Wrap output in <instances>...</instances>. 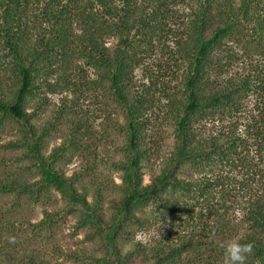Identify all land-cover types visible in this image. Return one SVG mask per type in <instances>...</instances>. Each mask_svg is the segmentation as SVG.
<instances>
[{"label":"trees","instance_id":"obj_1","mask_svg":"<svg viewBox=\"0 0 264 264\" xmlns=\"http://www.w3.org/2000/svg\"><path fill=\"white\" fill-rule=\"evenodd\" d=\"M238 65L244 73L229 77ZM140 68L163 85V119L174 128L157 168L146 164L160 161L147 134L156 98L146 108L134 88ZM77 70L85 82L73 80ZM167 71L177 85L165 82ZM41 82L76 101L94 89L113 99L127 123L108 118L124 138L116 154L67 176L64 167L91 151L90 113L79 116L76 103L58 109L73 135L48 155L54 123L38 127L27 111ZM7 125H18L21 138L10 143L20 151L17 171L0 172V264H224L221 245L232 239L253 245L246 264H264V0H0V132ZM113 172L122 183L106 208ZM11 195L16 206H50L27 237L10 221L16 206L5 210ZM70 217L91 249L56 244ZM42 242L54 245L43 250Z\"/></svg>","mask_w":264,"mask_h":264},{"label":"rangeland","instance_id":"obj_2","mask_svg":"<svg viewBox=\"0 0 264 264\" xmlns=\"http://www.w3.org/2000/svg\"><path fill=\"white\" fill-rule=\"evenodd\" d=\"M149 64V63H148ZM80 67H83L85 75L89 76L90 79H94L93 71L90 68H86L84 64H79ZM156 74H159V70L155 67L153 69ZM243 67L237 66L233 69V71L229 72V77L236 78L237 75L243 74ZM83 72V73H84ZM168 72H166L167 77L164 79L165 82H167L169 85H177L179 83L178 80L172 78L173 75L170 74L168 77ZM76 76L73 78L75 82H79V79H82V82H85L86 78L77 72H75ZM225 77V76H224ZM97 78V77H96ZM95 78V79H96ZM163 79V80H164ZM156 82V80H155ZM158 83V82H156ZM88 84L89 81H88ZM143 84H145L146 87H143ZM38 91L35 96L31 99L32 101L29 103V106L27 108L28 113L32 114V117L34 118V122L38 127L45 126L48 124V121L54 123L55 129L51 131V134L53 136L50 137V139L46 142V149L47 154L49 155L52 153L54 149L59 147L62 143H64V136L68 139L70 136L72 137L73 133L70 132V130L62 129L60 126V118L57 120L56 112L58 109L60 110L63 108L64 104L71 105L73 103H76V106H79L81 108H78L77 112L81 113L82 116L85 113H90V124L92 126V136L88 138V146H90L91 151L86 152L84 150V153L81 155H76L72 162L68 164L66 167H64V171L67 176L73 175L75 171L81 168L82 165H84L87 161L91 160L94 161L97 159L96 162L100 163L102 161L107 160L108 158L116 154L117 148L121 147V144L124 142L123 136L119 134V131L114 129L115 127L109 126V116H112V119L115 121H118L120 123V126H126V120L124 118L123 113L121 111H118V108L116 107V104L114 103L113 99L108 98L105 95V92L97 89L91 90L90 92H85V100L80 99V101H76L74 96L71 93H56L53 94L49 92L43 82L38 83ZM151 86L152 90L150 93H146L145 91L147 88ZM134 88L139 92V94H144L142 97L144 99V106L146 108L150 107V104L146 101V99H152V95L155 96V101L153 108L149 111H147L146 116L152 118V124L149 129H147V134L149 139H152L151 142H159L161 149L159 151L160 153V161H156V156L151 158V162L147 165L154 163V168L160 167L162 164L163 159L168 156L170 150H171V144L173 142V126H171L168 122L165 123L163 119V112L164 107L168 103V100L164 98V95H161V90L164 88L163 85L158 84L157 87L152 84V82L149 80L148 76L143 72V69H138L134 74ZM140 88V89H139ZM158 88V90H155ZM142 99V101H143ZM250 100H253V97H251ZM94 102V103H93ZM96 103V105H94ZM41 104H47L48 108H46V111L43 112L40 110ZM252 106V104H250ZM82 111V112H80ZM93 113H96V115H92ZM120 114L121 116H119ZM98 116V117H95ZM158 124V131L156 133V129L154 128L155 125ZM60 129L61 131L58 133H55V130ZM244 128H242L243 130ZM21 138V132L20 127L18 125H7L5 129H3L0 132V172L1 174L8 170V172H11L13 175L17 169H18V163H16V158L19 156L20 151H17L15 149H12V146L10 145L11 142H14ZM70 141H67V145H70ZM254 156V155H253ZM162 159V160H161ZM157 164V165H156ZM28 174V173H27ZM29 175V174H28ZM31 176V175H29ZM201 174L197 171H195V177H200ZM150 174L147 173L144 176V183L149 184L150 183ZM110 188L112 189L113 193H104L103 199L105 203V207L109 208L111 206V202L114 200L117 192H119V185H121L122 180L119 172H113L110 176V179L108 181ZM59 196V195H58ZM15 196L11 195L6 197L5 202L8 203V207L5 208V210H11L13 211L12 206H16L14 203ZM89 200H92V196L89 198ZM24 202L27 205H21L16 206V209L18 212L13 213L10 217V221H13L16 223V226L18 229L21 230L23 235L25 237L31 235L32 226L35 224H38L41 220L44 218V208L50 207L48 205H32V203L28 202L24 199ZM51 209V208H50ZM24 212H23V211ZM151 211L148 212L150 214ZM139 216H142V213L138 214ZM237 225H239L242 215H237ZM26 218L27 220H24ZM77 223V220L73 217H70L64 224H62V234H59V237L56 240V244L60 245L65 252H67V249L72 247L73 249L76 248H85L88 247L91 249L93 244L90 242H86L85 234L83 232L75 233L74 226ZM23 225V226H22ZM169 226L170 230H177L176 227L172 226V224L167 225ZM166 226V227H167ZM168 228V227H167ZM243 232L238 233V237H241ZM236 236V237H237ZM126 238L133 239V235H126ZM150 239V235L146 233H138L136 236V240H140L142 242H147ZM147 240V241H146ZM54 244L50 243L49 246L46 244L39 243V248L43 247V250H49V247L51 248ZM35 245L33 244L32 247ZM3 250V249H2ZM18 250H21L18 248ZM6 252V251H5ZM4 250L0 251V258L5 259L4 257ZM11 254V252H9ZM14 254V253H13ZM22 253L18 251L17 255L20 256ZM57 258V256H56ZM60 261L63 262V264H77L75 261H72L70 259H66L64 257H58Z\"/></svg>","mask_w":264,"mask_h":264},{"label":"clouds","instance_id":"obj_3","mask_svg":"<svg viewBox=\"0 0 264 264\" xmlns=\"http://www.w3.org/2000/svg\"><path fill=\"white\" fill-rule=\"evenodd\" d=\"M224 264H246L253 252L251 243H241L239 239L229 240L221 245Z\"/></svg>","mask_w":264,"mask_h":264}]
</instances>
